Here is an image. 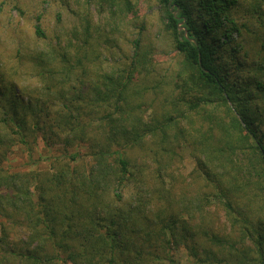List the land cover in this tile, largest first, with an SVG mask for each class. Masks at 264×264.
I'll return each instance as SVG.
<instances>
[{
	"label": "trees",
	"instance_id": "obj_1",
	"mask_svg": "<svg viewBox=\"0 0 264 264\" xmlns=\"http://www.w3.org/2000/svg\"><path fill=\"white\" fill-rule=\"evenodd\" d=\"M143 5L178 58L166 69ZM39 142L59 152L49 169L10 164ZM178 250L264 264V0H0V264Z\"/></svg>",
	"mask_w": 264,
	"mask_h": 264
},
{
	"label": "rangeland",
	"instance_id": "obj_2",
	"mask_svg": "<svg viewBox=\"0 0 264 264\" xmlns=\"http://www.w3.org/2000/svg\"><path fill=\"white\" fill-rule=\"evenodd\" d=\"M141 9L142 10L140 15L146 27L145 38L152 44L153 49H151V52L155 62H160V66L163 69L170 67L171 63L175 65L178 62V58H176L177 56H175L174 51L169 46L168 39H166L162 32H159L161 24L158 23V8L155 5L152 6L151 9H149L145 5H143ZM54 13L55 10L52 7L44 9V17L45 19H47V22H50V20L53 19ZM10 15L12 16L11 20L13 25H17V23L20 24V26L22 25V21H18L16 17V11L11 12ZM22 26L27 27V24L24 23ZM122 46L124 47V50L128 49V42L123 43ZM225 58L226 60H224L222 63L231 66V62H229L228 57ZM149 113L150 110H146L145 117H148ZM72 151L73 150L69 151V153H73ZM179 153L183 158L181 171L184 174H189L195 169V162L190 157L188 148H180ZM57 155H59L58 151L45 150L42 146V143L39 142L38 147L33 151L32 162L27 159L25 152L20 149H15L14 153L10 156V164L21 170L26 169L24 166L28 165L29 170L44 171L49 169L50 162L53 159L52 157ZM174 260L176 261V264H192L191 259L186 256V253L183 250H178L177 252H175Z\"/></svg>",
	"mask_w": 264,
	"mask_h": 264
}]
</instances>
